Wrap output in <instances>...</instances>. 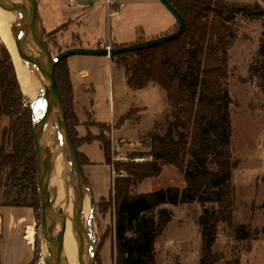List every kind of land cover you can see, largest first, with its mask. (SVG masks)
<instances>
[{"label":"trees","instance_id":"trees-1","mask_svg":"<svg viewBox=\"0 0 264 264\" xmlns=\"http://www.w3.org/2000/svg\"><path fill=\"white\" fill-rule=\"evenodd\" d=\"M167 1L183 19L181 36L158 46L111 57L123 69L126 84L131 90H140L149 84L157 85L164 91L169 109L163 134L158 133L157 124L147 134L152 160L114 164L116 176L109 198L111 196L114 209L115 264H155L154 241L171 220L168 210L158 209L164 204L176 206L196 202L202 207L197 219L201 241L199 264L219 261L220 256L212 253L211 249L220 226L231 230V236L236 241L255 239L257 236L233 225L235 191L231 174L237 163L232 157L230 145L228 106L231 101L224 87L227 72L226 27L223 22L226 14L242 12L253 17L263 16L264 11L257 10V3ZM251 8L256 11H250ZM63 28L48 33L46 38H54ZM176 29L177 24L171 33ZM259 53L264 70V43L260 44ZM54 76L75 147L97 140L104 163L109 166V142L103 140L101 134L94 139H76L74 127L77 118L66 59L55 66ZM262 84L264 88V80ZM132 111L119 118L114 127L119 128L129 119ZM2 115L10 119L8 132L12 136L13 152L7 154L0 150V189L10 186V190L17 188L19 191L18 197L4 205L31 207L38 218L40 201L32 112L17 82L12 57L4 46H0V117ZM98 127L100 130L109 128L105 125ZM78 155L81 166L85 165V159ZM164 166H170L182 175L183 188L171 187L140 195L131 193L144 180L157 178ZM121 170L126 172L125 177L118 173ZM10 190L7 193L5 190L3 194H10ZM21 196L29 197L30 202L20 200ZM226 264H237V261Z\"/></svg>","mask_w":264,"mask_h":264},{"label":"rangeland","instance_id":"rangeland-1","mask_svg":"<svg viewBox=\"0 0 264 264\" xmlns=\"http://www.w3.org/2000/svg\"><path fill=\"white\" fill-rule=\"evenodd\" d=\"M257 1L255 2L259 5L257 10L264 11V0ZM18 3L20 4L22 1L16 0L15 5H18ZM250 11L256 10L251 8ZM224 21L223 23L226 27L225 65L227 72L224 87L231 101L228 106L231 124L230 145L232 157L237 163V167L231 174V183L235 191L233 225L234 227L243 228L250 235L257 234V236L255 239L248 238L243 241H236L231 236V230L225 226H220L217 230L216 244L212 246L211 251L218 256L222 253V257H219V261L215 264H226L229 261H237V264H264V233L262 232L264 230V88L262 87L264 70L261 63L262 57L259 53V46L264 43V15L250 17L242 12H236L231 15L226 14ZM43 25L44 27L47 26L45 19H43ZM96 31L97 29L94 27L85 29V36L93 38L96 35ZM47 34L46 32L44 33V42L49 53L54 56L58 52L63 51L57 45L55 37L46 38ZM83 36L82 33H79L80 38ZM0 46L5 47L1 40ZM111 60L112 76L110 87L115 92L114 101L117 104L120 99L122 102L124 100L128 101L130 92L127 90L123 69L117 66L113 58ZM151 85L154 87L153 91L146 92L151 90L149 86L142 92V103L147 106V110L141 113V121L139 123L141 125L137 128L126 125L121 128L119 133L116 132L114 134L115 137L123 136L128 142L136 145H120L119 155L130 158L134 155L149 153L147 135L140 137L141 144H143L142 147L140 145L137 146V135L140 130L142 133L148 130L151 119L154 118L158 122L156 123L158 125V133L163 134L164 132L165 117L169 111V109L167 112L161 111L162 98H164L165 93L159 86ZM96 91L101 93L100 88L96 89ZM151 92H155L157 96H150ZM125 94L127 95L125 96ZM163 103L166 107L165 101ZM117 112L120 111L116 110ZM136 116L137 113L133 110L129 119L134 120ZM100 134L102 139L107 142L108 138L105 135V130H100ZM9 137L12 140L10 134ZM145 150L147 152H144ZM79 151L88 152V158L93 163L91 167H87L88 165L82 167L90 193L94 200L101 198L98 201L93 200L92 216L90 214L88 220L91 223L90 231L96 248V251L92 253L93 256L96 252L92 264H115L114 209L111 196L109 198L113 182L109 168L111 164L107 166L104 163L103 152L97 142L89 146L80 147ZM114 157L111 149H109L110 163L121 165L136 164L129 160L113 162ZM69 168L67 186L71 188L76 184L75 174L70 165ZM118 173L120 176H126V172L123 170ZM183 186L182 175L170 166H164L157 178L143 181L133 188L131 193L136 195L148 194L171 187L181 189ZM5 190L6 193L9 192L10 186H7V188L1 187L0 189V202L2 204L18 197L19 191L17 188L16 190L11 189L10 194L7 195L3 194ZM23 197L21 196L19 199H25L26 202H30L29 197ZM87 201L89 209L88 198ZM98 203L99 206H97ZM165 205H167L166 210L171 213V220L167 228H165L166 231L164 230L165 232L163 231L157 237L153 246L155 264H199L196 257H198V254L200 255V249L199 253L197 252L199 245L201 246V241L199 239L200 229L197 219L202 212V207L196 202L178 204L176 206ZM158 209L160 208L158 207ZM38 215L33 264H43L39 240L40 212Z\"/></svg>","mask_w":264,"mask_h":264},{"label":"crops","instance_id":"crops-1","mask_svg":"<svg viewBox=\"0 0 264 264\" xmlns=\"http://www.w3.org/2000/svg\"><path fill=\"white\" fill-rule=\"evenodd\" d=\"M222 1L231 4L258 2L257 0ZM110 2L112 5L109 4ZM36 4L42 25L43 19L47 23V26L43 25L46 33H52L64 26L55 35V41L62 50L98 48L99 43L105 40L107 35L113 47L131 45L171 33L176 26V20L159 0H37ZM91 27L97 29L96 35L93 38H87L85 29ZM79 33L84 36L80 38ZM111 61V59L99 56H70L66 59L72 86L73 108L77 118V125L74 127L77 140L96 138L100 134L98 126L105 125L110 127L109 133L113 139L127 141L123 136L115 137L114 134L119 133L121 128L126 125L132 128L141 125H139L141 113L147 110V106L142 103V92L149 86L151 90L146 92L153 91L154 87L149 84L140 90L133 91L126 84L127 90L130 92L129 100L122 102L120 99L116 104L114 101L115 92L110 87ZM119 71L121 70L119 69ZM123 76L125 79L124 74ZM99 88L101 93L96 91ZM150 96L154 97L157 94L151 92ZM163 101L166 103L165 95L162 98L161 111L167 112L168 106L165 107ZM116 110L120 112L116 113ZM132 110L136 111V118L125 120L119 128H115L114 125L118 119ZM156 123L158 122L153 118L145 133H142L141 130L138 132L137 146L142 147L140 137L147 135ZM9 124V117L2 115L0 117V150L3 149L7 154L12 153V140L8 132ZM95 142L99 144L100 148V143L97 140L80 143L76 148L77 152L85 159L87 167H91L93 163L88 158V152H80L79 148ZM131 145L136 146L135 144ZM99 199L101 198L93 200L98 201ZM166 206L164 204L159 208L166 209ZM37 219V215L31 207L10 206L0 202V264L33 263ZM215 244L216 242L213 246ZM199 249L200 245L197 253H199ZM196 260L199 261V254Z\"/></svg>","mask_w":264,"mask_h":264},{"label":"water","instance_id":"water-1","mask_svg":"<svg viewBox=\"0 0 264 264\" xmlns=\"http://www.w3.org/2000/svg\"><path fill=\"white\" fill-rule=\"evenodd\" d=\"M21 1L22 3L15 5L9 0H0V9L15 17L13 23L17 34L24 42L22 49L30 62L34 74L31 76L27 72L26 78L30 88L35 92L39 104V109L35 112L34 106L24 98V101L32 112L36 181L40 201L39 240L41 260L43 264H55V256L63 254L61 247L55 244V240L60 236V232L64 228L66 217L60 206L56 203L52 188L56 186V179H58L53 175L55 159L67 158L75 174L76 192H78L80 200L78 212L73 214L72 227L81 239V245L85 239L88 241L86 256L79 258V249L76 252V260L78 264H92L96 252L93 256L92 253L96 251V248L90 231L91 223L89 221L84 223L82 216L85 192L89 194L91 216L93 199L82 171L77 149L66 123L63 103L54 76L55 66L70 56L106 57L109 55L110 57H114L170 42L181 36L184 30V22L176 9L167 0H159L176 20V31L131 45L113 47L109 52L101 48H69L52 56L44 42L45 31L37 10L36 0ZM26 22H29L30 25ZM45 91L48 92V96L44 95ZM44 117L50 121L47 130L42 128ZM52 131L56 132L59 138L60 149L57 150L55 155H51L48 143V137ZM219 255L222 257V253ZM63 264H67L66 261Z\"/></svg>","mask_w":264,"mask_h":264},{"label":"bare ground","instance_id":"bare-ground-1","mask_svg":"<svg viewBox=\"0 0 264 264\" xmlns=\"http://www.w3.org/2000/svg\"><path fill=\"white\" fill-rule=\"evenodd\" d=\"M12 4L16 3V0H9ZM14 16H10L8 13L0 9V40L5 45L6 49L10 53L13 64L15 67V73L20 90L24 95V98L28 100L33 106L34 111L39 109L38 100L35 92L30 88L26 73L28 72L33 76L32 67L30 62L22 49L24 44L23 40L16 32L14 25ZM28 25L29 22H26ZM44 95L48 96V92L45 91ZM50 121L48 118L43 119L42 128L47 130L49 128ZM48 143L51 155H55L59 149V138L56 132L52 131L48 137ZM69 162L67 158L55 159V165L53 169L54 177L56 179V186L52 188L56 203L60 206L66 217L65 225L60 236L55 240V244L61 247L63 254L55 256V264H63L66 261L67 264H78L76 260V252L79 258H84L88 251V241L85 239L81 245V239L76 231L72 227L73 214L78 212L79 196L76 192V185L68 188L67 181L69 180ZM89 194L85 192V201L83 205L82 220L85 223L90 218V204L88 209ZM62 261V262H61Z\"/></svg>","mask_w":264,"mask_h":264},{"label":"built area","instance_id":"built-area-1","mask_svg":"<svg viewBox=\"0 0 264 264\" xmlns=\"http://www.w3.org/2000/svg\"><path fill=\"white\" fill-rule=\"evenodd\" d=\"M109 4L112 5L111 2ZM98 48L105 49L107 52H109L111 50V48H113V45L109 41L108 35H107L105 40H103L99 43ZM106 58L111 59V57L109 55H107ZM109 129H110V127L108 128V130H105V135L108 138L111 153H112L113 157L115 156L113 158V162L114 161H127V160H129V161L135 162V163H143V162H149L152 160L149 153H147L145 155H134L133 157H130V158L119 155L118 151L121 148L120 145L130 144V142H127L124 139H113L111 134L109 133ZM109 168H110V172H111V176H112V180H113L115 177L114 163H111V166Z\"/></svg>","mask_w":264,"mask_h":264}]
</instances>
